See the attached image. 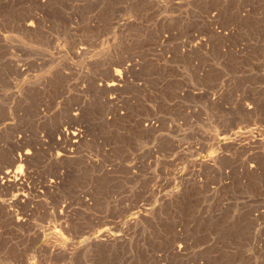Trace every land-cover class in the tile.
I'll return each instance as SVG.
<instances>
[{
	"label": "rangeland",
	"instance_id": "374dc122",
	"mask_svg": "<svg viewBox=\"0 0 264 264\" xmlns=\"http://www.w3.org/2000/svg\"><path fill=\"white\" fill-rule=\"evenodd\" d=\"M47 3L0 0V264H264V0Z\"/></svg>",
	"mask_w": 264,
	"mask_h": 264
},
{
	"label": "bare ground",
	"instance_id": "6f19581e",
	"mask_svg": "<svg viewBox=\"0 0 264 264\" xmlns=\"http://www.w3.org/2000/svg\"><path fill=\"white\" fill-rule=\"evenodd\" d=\"M47 4H57L63 2V0H47ZM49 4V5H50ZM36 20L35 19H31L30 21H28L27 23H25V28L28 32H33L35 31L36 28ZM36 32V31H35ZM130 66V65H129ZM120 67L119 69H114L112 72V78L110 79V81H103L102 84L98 85V87L101 89L102 92L105 93H110L112 91H116V90H120L122 86V84L125 82L124 80V74L127 73L128 68L126 65H122V66H118ZM124 81V82H123ZM125 85V84H123ZM122 90V89H121ZM116 96V95H115ZM115 96H113L115 98ZM109 100L112 101V97L108 96ZM107 99V100H108ZM113 102V101H112ZM73 116V115H72ZM59 132V131H58ZM58 138H57V144L59 146H61L59 148V150H57V152L55 153V160L56 161H62L65 160V158H67L68 154L71 153L72 150H74V148H76L78 146V144L81 142L82 140V134L80 133V131H78L76 128H68V129H63L62 131H60L58 133ZM84 137V136H83ZM20 139H17V142H19ZM255 141V140H254ZM43 142V141H42ZM55 144V143H54ZM27 147V146H26ZM21 149V148H20ZM35 149H30L26 148V149H22L19 150L18 153H14V155L12 156V163L14 165H18V168H6V169H0V189H6L9 190L13 193V191H16L17 193H13L12 199L9 202V208L7 209V215L12 219V221L14 223H22L23 219L22 217H19V213L15 210L16 208L18 209L20 206L22 207V205H25L29 202L28 197L25 194L22 193V190H24L23 188L26 187V174L24 173V171L22 170V165L26 164L28 161H30L31 158H33L34 156V151ZM8 156V155H7ZM9 163V162H7ZM11 163V162H10ZM205 163V162H204ZM208 164V163H207ZM6 165V164H5ZM11 166V165H9ZM13 166V165H12ZM6 167V166H5ZM15 167V166H14ZM24 169V168H23ZM27 170V169H26ZM26 172V171H25ZM30 173V172H29ZM29 175V174H28ZM27 175V176H28ZM52 177V176H51ZM54 179V178H53ZM28 180V178H27ZM30 180V178H29ZM45 180V179H44ZM43 180V181H44ZM57 180V179H56ZM48 181V180H46ZM45 181V182H46ZM59 183V181H58ZM45 184V183H44ZM30 185V182H29ZM28 186V185H27ZM33 186V185H32ZM38 186V185H37ZM57 186V181L55 180H49L47 182V184H45V189L47 190H51V189H55V187ZM31 187V186H30ZM29 188V187H28ZM39 188V187H38ZM19 189H22L21 192L19 193ZM32 189V188H31ZM30 190V189H29ZM34 190V189H33ZM33 190H30L31 192ZM49 190V191H50ZM10 192V194H11ZM34 192V191H33ZM38 192V191H37ZM42 193V192H41ZM40 193V194H41ZM47 195V194H46ZM31 202L28 203V205ZM7 206V205H6ZM5 206V207H6ZM27 207V206H26ZM65 208V207H64ZM26 209V208H25ZM65 212V211H64ZM62 213V212H61ZM60 213V214H61ZM66 213V212H65ZM21 216V215H20ZM98 234V233H97ZM58 238V237H56ZM55 239V238H54ZM53 239V240H54ZM62 239V238H61ZM56 240V239H55ZM50 241V240H49ZM52 241V239H51ZM50 241V242H51ZM60 241V240H59ZM92 245L95 248H102V247H106L107 244L110 241V238L107 237L105 234L100 233L96 236H94L92 238ZM45 243H48L47 241ZM54 243V242H53ZM58 244V243H57ZM63 244V243H62ZM91 244V243H90ZM110 244V243H109ZM44 245V244H43ZM92 246V247H93ZM49 247V246H48ZM52 247V246H51ZM59 248V246H57ZM63 247V246H62ZM41 248V247H40ZM56 248V246H55ZM57 248V249H58ZM181 248V247H180ZM53 249V247H52ZM64 249V248H63ZM43 250V248H42ZM62 250V249H61ZM97 250V249H96ZM179 247L177 249V251H179ZM41 251V250H40ZM46 251V250H45ZM53 251V250H52ZM60 252V251H59ZM63 252V251H62ZM67 252V251H66ZM42 253V252H41ZM61 253V252H60ZM51 253H49L50 255ZM62 254V253H61ZM46 255V253H45ZM52 255V254H51ZM60 255V254H59ZM63 255V254H62ZM48 256V255H47ZM58 256V255H57ZM55 256V257H57ZM46 257V256H45ZM49 257V256H48ZM51 257V256H50Z\"/></svg>",
	"mask_w": 264,
	"mask_h": 264
}]
</instances>
